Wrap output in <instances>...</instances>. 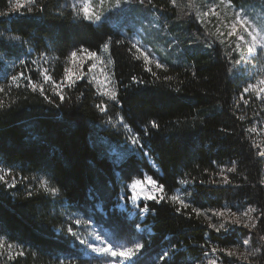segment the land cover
<instances>
[{
	"label": "trees",
	"instance_id": "obj_1",
	"mask_svg": "<svg viewBox=\"0 0 264 264\" xmlns=\"http://www.w3.org/2000/svg\"><path fill=\"white\" fill-rule=\"evenodd\" d=\"M15 2L0 0V13H7L0 16V87L4 88L0 92V175L8 184L13 177L17 180L15 188L0 181V222L5 227L0 235L19 251L1 264H103L99 256L86 254L77 237L67 232L68 226L75 232L79 229L76 217L86 223L91 219L105 229L115 245L143 243L145 248L134 258L137 264H166L158 255L173 256L176 250L172 264H199L211 255H226L221 250L239 243L241 231L244 235L249 230L231 225L227 233H217L192 208L202 213L208 208L264 209V157L257 155L261 148L251 131L264 122V100L241 98L243 82L232 63L237 56L227 58L229 47L194 44L185 50L182 61L158 69L135 48L129 52L130 41L111 23L85 20L64 0H36L10 12ZM144 4L167 21L186 20L188 30L201 28L169 0H144ZM30 7L32 13L27 12ZM17 36L20 40L13 39ZM118 40L123 43H115ZM105 43H109L121 101H106L107 114L95 107L105 100L87 78L71 89L66 87L61 102L45 86L41 73L20 63L25 56L43 58L53 79L60 81L71 51L82 47L99 51ZM20 72L31 77L35 91L26 78H19ZM13 75L18 76L15 82ZM45 95L59 107L48 104ZM108 116L114 121L123 117L139 133L155 167L143 154L126 152L120 161L109 155L107 145L98 140L99 132L112 141H119L121 134L116 136L105 126ZM152 121L159 127L153 128ZM142 129L147 130L146 136ZM233 166L236 171H228ZM143 171L165 185L167 196L182 185L190 188L186 203L191 207L177 212L178 202L167 198L160 203L144 201L141 207L146 203L150 211L141 221L147 227L140 231V216L128 217L118 204L128 198L127 183ZM52 188L58 191L52 194ZM251 264H264V255Z\"/></svg>",
	"mask_w": 264,
	"mask_h": 264
},
{
	"label": "rangeland",
	"instance_id": "obj_2",
	"mask_svg": "<svg viewBox=\"0 0 264 264\" xmlns=\"http://www.w3.org/2000/svg\"><path fill=\"white\" fill-rule=\"evenodd\" d=\"M64 1L73 10L75 15L83 17L81 9L86 0ZM169 1L171 2V0ZM115 2L116 0H103V3L101 2V0H91V8L93 12L97 14L104 12L105 16L107 17V19L104 20L108 21L116 29L120 30L130 41L131 45H139L144 52H147L151 60L158 59L165 65L169 62H180L185 57V50L187 48H191V46H193L194 44H202L203 46H212L217 44L221 47L230 48L229 53H231V56H237V58H233L232 61H242L241 66H235V71L237 72L236 69L237 67H239V74L243 82V88L247 87L249 83L255 84L260 79H264V55H258L257 58L251 59L249 58V54L247 53V44L245 43V41H247V43H251V37L248 36L247 33L243 31V29H240L239 34L244 35V41L239 40L237 36L228 37L226 35L229 31L231 20L234 18L235 12L240 10L241 5H243L248 11L250 29L260 30L264 28V0H247L245 2H242L241 4H234L231 1V5H234L235 7H226V5H229V0H224L223 4H220V0H176V4L174 6L179 8L182 12L193 16V20H195L199 24V26H201V28L199 29L194 27L192 28V30L187 29L188 22L186 20L183 21L178 18L171 21L165 20L159 12L146 6L144 4V0L142 3L141 0H126V2L122 0L119 9L114 7ZM212 2L219 4L217 11L220 15L219 17H203L205 23L201 25L198 20L194 18V14L197 11L201 13L207 11V8L205 6ZM73 5H75L76 7H73ZM108 9H111V11H107ZM260 35L264 36V31H261ZM221 40L224 41L223 44L219 43V41ZM237 44H239V46L244 49V52L242 54L232 52V49L235 48ZM76 51L77 57L75 59V62L68 59L65 68H70L76 75L84 73V78H87L92 83V86L96 88L100 96L104 98V105H106V101L112 104L113 101H111L108 95L105 94L106 91L117 90L116 80L113 76V61L109 53V48L108 50H105L102 47L99 51H95L97 52V58L94 59H88L87 53H81L79 49ZM135 52L144 59L142 53L137 52L136 49ZM48 58L49 60L51 59L50 56H48ZM7 60L8 62H10L9 59ZM23 61H25V64H27L26 66L28 69H35L37 73H41L40 75L44 79V70L47 69L48 66L47 60L43 58L36 59L32 56H25L23 58ZM93 63L96 64L95 68H91V65ZM47 75H50L52 77V75L48 71ZM61 80L55 81L52 77V81H55L57 84H59ZM52 81H45L44 79L43 83L46 84L45 86L49 88L51 92H56L55 86ZM65 88L66 87L62 86V91ZM249 97L255 98L259 101L264 100V94H261L260 98H258L256 95V90H252L249 93L244 94V98ZM109 118H111V123H108ZM105 122V126L109 128L111 132L116 133V136H118V134H121V137H119V141H112L109 136L105 135L102 132H99L98 140L99 142L107 145L110 151V156H117V161H120L127 152L125 149L126 137H131L136 132L131 127L125 129L121 124V120L114 121L113 116H108V120H106ZM102 127L104 126L99 125V128ZM255 128L256 131L254 132V138L257 144L260 146L261 150H264V122L260 121ZM144 152L147 153L146 157L155 167L156 162L150 157L145 148ZM139 156L141 157L142 155L140 154ZM148 176L150 175L147 173V171H143L141 174H138L131 181H129L127 183V186H130L136 180H143L144 183L137 185L136 192L142 193L143 191H150L152 189L151 186L147 183ZM127 189L129 192L128 198H122L118 206L130 218H134L137 215L140 216L138 228L140 231H142L147 227L146 225H143L141 223V221L145 219L146 214H140L138 207L132 204L129 198L131 195L130 187H127ZM189 194L190 188L186 189L185 186L182 185L176 190L174 195H179L182 199L187 201L189 198ZM141 205L142 203L139 204L140 208H142ZM248 208L249 207L235 209L230 207L221 209L208 208L204 210V213L212 216V220L209 221L210 223H216L217 225H219V223L221 222V218L213 215V212L218 210L226 211L227 209H231L232 212L240 214ZM257 210V212L250 213V216L252 218L250 223H255L256 228H246L249 231H244V235H242L241 231V234L239 235V243L233 246L235 247L238 245V250L241 252H244L246 249L247 251H254L256 249H259V251L256 252L255 256H251L248 261H243L236 256L230 257L225 252L226 255L224 256L218 254L211 255L206 261H201L199 264H209V261L213 259L217 261V264H251V262H257L258 260H261L262 255H264V249L262 242L258 237V234L260 233L261 237H264V216H260V213L264 212V209ZM227 214L228 213L226 211V215ZM258 216L259 219H257ZM76 220L81 219L76 217ZM77 225L79 226V229L76 231V237L79 241L88 240L90 243L93 242L94 237L92 233L95 232L101 236L102 241L106 243H112L107 236L108 232L105 229H102L97 224H94L93 221L91 223V228H89L88 224L84 220H81V223ZM240 227L245 228L243 226ZM249 237H251V239L249 240V245L246 246L243 244V240L249 239ZM96 243L104 246L100 241H96ZM0 245H2V247H0V264L3 262V260L11 257L13 254L19 251L17 245L11 243L6 239V237L2 235H0ZM130 246L132 245L113 244L114 248ZM82 247L86 254H94L99 256V254L92 252L84 245H82ZM113 259L116 260V264H126L124 259L121 257ZM102 262L103 264H107V261L105 259H102Z\"/></svg>",
	"mask_w": 264,
	"mask_h": 264
},
{
	"label": "snow or ice",
	"instance_id": "obj_3",
	"mask_svg": "<svg viewBox=\"0 0 264 264\" xmlns=\"http://www.w3.org/2000/svg\"><path fill=\"white\" fill-rule=\"evenodd\" d=\"M36 0H16L14 6L12 9H10L9 11H20L21 9L24 8L25 3H30V4H35ZM101 2L103 3V0H101ZM124 2H126V0H124ZM143 2V0H141V3ZM172 4L175 5L176 4V0H171ZM122 0H116L114 7L119 9L121 6ZM224 0H220V4H223ZM228 6H232L235 7L234 5H231V0H229V5H226V7ZM73 7H76L75 5H73ZM207 8V11L204 12H199L197 11L194 14V18L198 20V22L203 25L205 23L203 17H210V16H216L219 17V12L217 11V8L219 7V4L217 3H209L208 5L205 6ZM43 7H41L39 9L40 12H43ZM34 11L33 8H27V12L28 13H32ZM82 13H83V18L85 20L88 21H92V22H102V20L107 19V17L105 16L104 12H101L99 14L93 12L92 8H91V0H86V2L83 4L82 9H81ZM107 11H111V9H108ZM7 15V13H0V16H4ZM250 25V21L248 19V11L247 9H245V7L243 5H241L240 10L235 12L234 18L231 20L230 26H229V31L227 32V36L228 37H232V36H237L239 40L244 41L245 37L244 35H240L239 31L240 29H243V31L245 33H247L248 36L251 37V43H247V41H245V43L247 44V53L249 54V58L251 59H255L257 58L258 55H264V36L260 35L261 31H264V28L260 29V30H256V29H250L249 27ZM255 32V34H254ZM13 39L15 40H20V37H13ZM109 41H111V37L108 38ZM115 43L117 44H122L123 41H115ZM220 44H223L224 41H219ZM105 50H108L109 48V43H105L102 46ZM209 47H211V45H209ZM132 48H135L137 50V52L142 53L145 62L148 63H154L155 66L158 69H164L166 67L165 64L161 63L160 60H151V58L148 56L147 52H144L143 49L136 44H133L132 47H130L128 49L129 52L132 51ZM32 49H29V52H31ZM79 51L81 53H87V57L88 59H94L97 58V52L95 51H90L88 48H80ZM232 52L234 53H243L244 49H242L239 44L236 45L235 48L232 49ZM77 57V51L73 50L70 53L69 59L72 60L73 62H75V59ZM137 59H139V57H136ZM229 60H231V53H229L228 57ZM21 64H24L25 61L21 60L20 61ZM234 66H241L242 61L241 60H235L232 61ZM246 63V62H245ZM96 64L93 63L91 65V68H95ZM237 72H239V67H237ZM47 69L44 70V79L45 81H52V77L50 75H47ZM146 71L151 72L152 69L151 67L146 68ZM19 78H26L29 81L30 86L32 87V90L35 91L36 90V85L35 83H33L31 81V77H25V74L23 72H20L19 74ZM194 75V73H193ZM75 77V79H74ZM18 76L13 75L11 77V81L15 82L17 81ZM84 79V73H81L80 75H76L70 68H65V75L63 77V79L61 80V82L59 84H57L55 81H52L55 89H56V95L58 96L59 100L61 102H63L65 100V95L62 91V86L67 87L69 89H71L72 87L75 86L76 82L78 80H82ZM133 81H136L138 83H142V81H138L136 77L132 78ZM165 79H171V77H165ZM19 85H17L18 87ZM252 90H256V95L258 98H260L261 94H264V79H260L257 83L253 84V83H249L247 87L243 88V92L241 94V98H243L244 94L249 93ZM4 88L0 87V92H3ZM40 91L41 93H43V86L41 85L40 87ZM106 95H108L109 99L113 102H115L116 104H120L121 101L118 98V90H111V91H106L105 93ZM44 99L48 102V104L50 105H54L55 107H59L58 104H55V101L53 99H51L49 96H44ZM245 103H247V101H245ZM0 106H2V103H0ZM95 107L102 113L107 114V105L104 104H97L95 105ZM240 119H243V117H241ZM121 120V124L123 125V127L125 129L129 128V125L127 123L123 122V117L120 118ZM108 123H111V118H109ZM151 126L153 128H158L159 125L156 124L155 121L151 122ZM145 132V136L147 135V130L146 129H142ZM252 132L256 131V128L253 127L251 129ZM125 149L128 153L132 154V155H147L146 152H144V146L141 143V138L139 133H134L133 136L131 137H126V143H125ZM257 155L264 157V150H261L260 152L257 153ZM0 163H2V161H0ZM228 171L230 172H235L236 168L235 166H233L232 168L228 169ZM9 174L11 173V169L8 170ZM220 175L224 176V173L221 172ZM27 179L26 177L21 176V180H25ZM0 181H3V185L8 187V188H15L17 180L15 177H13L12 183L8 184L7 180L5 179L4 175H0ZM224 182L228 183L229 180L226 176H224ZM144 183L143 180H136L134 181L130 186L126 187H130V200L132 202V204L134 206H137L139 209V213L140 214H146L149 213L150 209L148 208L147 204L144 203V206L142 208L139 207V204L144 202V201H155L156 203H160L161 201H165V199L167 198V200L173 201V202H178V204L180 205V207H177L175 210L177 212H182L184 209H187L189 207H191L190 204L186 203V201L184 199H182L179 195H171V196H167V194L165 193V185L159 183L156 179H153L151 176L147 177V183L148 185L151 186L150 191H143L142 193H137L136 192V188L137 185ZM182 183H187L186 181L182 182ZM261 183H264V181H261ZM58 190L56 188H52L50 189V192L52 194H55ZM28 196L32 195L31 191H28ZM124 195H127V193H124ZM190 195V194H189ZM226 211H227V215H226ZM218 210L213 212V215L220 217L221 218V222L219 223V225H217L216 223H209L208 227H210L211 229L215 230V232L220 233L221 231L227 233L229 231V227L230 225H237V226H243L245 228H256V224L255 223H250L251 221V216L250 213L253 212H257L258 210L254 207L249 206V208L247 210H245L244 212L237 214L236 212H232L231 209H227V210ZM192 212H195L198 216L203 214L205 215L206 219L208 221L212 220V216L208 215L207 213H202L201 209L198 208H192ZM191 212L187 213V215L191 216ZM260 216H264V212L260 213ZM247 218V219H245ZM257 219H259V216L257 217ZM76 224H80L81 220H76L75 221ZM88 224L92 223V220L89 219L87 221ZM5 232V227L3 225L2 222H0V233ZM67 232L70 233L72 236H76V232L73 231V227L72 226H68L67 227ZM93 237H94V241L93 242H89L88 240H81L80 244L84 245L86 248L90 249L92 252L99 254V258L101 259H105L107 261V264H116V260L113 258H118L121 257L124 259V261L126 262V264H137V259H138V255L141 254L142 249L145 248V245L143 243L140 242H136L133 243L132 246L130 247H117L114 248L112 243H106L104 241H102L101 236L98 233H92ZM251 239V237H249V239H245L243 240V244L244 245H249V240ZM261 240H264V237H260ZM96 241H100L104 246H101L100 244L96 243ZM0 247H2V245H0ZM239 246H235L233 248L230 249H222L221 251L226 252L228 256H236L238 257L240 260L243 261H248L249 258L251 256H255L256 252L259 251V249H256L254 251H247V249L244 252H241L238 250ZM217 251L216 248H212V252L215 253ZM178 253V250L174 251L173 256H169L167 252H164L160 255H158V259L161 260H166V264H172V260L174 258V256ZM23 251L20 253V255H23ZM137 258V259H134ZM61 264H63V262H61ZM209 264H217V261L215 259L210 260Z\"/></svg>",
	"mask_w": 264,
	"mask_h": 264
},
{
	"label": "bare ground",
	"instance_id": "obj_4",
	"mask_svg": "<svg viewBox=\"0 0 264 264\" xmlns=\"http://www.w3.org/2000/svg\"><path fill=\"white\" fill-rule=\"evenodd\" d=\"M41 178V177H40Z\"/></svg>",
	"mask_w": 264,
	"mask_h": 264
}]
</instances>
